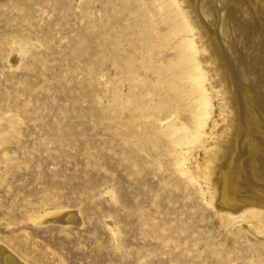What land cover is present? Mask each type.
<instances>
[{"label":"rangeland","instance_id":"obj_1","mask_svg":"<svg viewBox=\"0 0 264 264\" xmlns=\"http://www.w3.org/2000/svg\"><path fill=\"white\" fill-rule=\"evenodd\" d=\"M198 1L0 0V251L18 264H264V171L236 184L238 214L192 173L208 168L194 146L218 114L209 36L226 48L217 30L244 8L245 46L264 42V0H210L213 24Z\"/></svg>","mask_w":264,"mask_h":264},{"label":"bare ground","instance_id":"obj_2","mask_svg":"<svg viewBox=\"0 0 264 264\" xmlns=\"http://www.w3.org/2000/svg\"><path fill=\"white\" fill-rule=\"evenodd\" d=\"M194 1L195 0H190L191 7ZM211 1L202 0L201 13L197 12L199 13L200 20L203 21V19H205L208 22L210 21V23H212L213 16V10L210 7ZM240 7H242V5ZM188 9L189 8H187V11L192 23L198 30L199 37L201 41H204L205 38L203 37L202 31L200 30L201 27L196 24L197 20L195 19L193 13H190ZM254 9L252 8L251 13L255 12L253 11ZM190 10L193 9L190 8ZM248 13L244 8L241 13H238L236 11L237 18L235 19V14L232 15L231 12L230 14L232 16L229 15L230 17L228 18L227 25L225 27L220 25L221 28H218L216 35H218V31H221L219 33H222L224 37L223 43H225L226 48L229 49V53L231 51L236 55V59L233 62V65L235 67L234 69L237 68L241 71H244V73H242L244 74L243 77L247 79L244 82H248L250 84V86L253 88L252 93H254V95L251 94L248 98L242 97L241 89L244 87L240 88L238 82L240 81V77L242 76L240 75V79L237 80V75L234 76L235 74H232L233 72H231V70L228 68L226 63L227 61L225 62L223 60L224 58L221 53V51L227 53L226 51L228 50H226L224 45H221L222 48L224 47V49H220V45H217L214 41L215 37L210 35V38H208L210 39L209 45L212 48L211 55L216 59V66H218L215 70L217 74L216 82L220 83L221 85L219 89L220 92H212V98L217 102L218 114L217 120L214 121L213 127L210 129V132L208 134L202 135V141L198 145L194 146L195 148H202L201 150L204 151L203 156L208 159V168H206L204 162H200L199 160H195L194 166L192 168L193 176L198 182H200V178H202L204 183L206 184V188L208 191H210L211 187L214 188L217 197V209L221 211H229L232 214L241 213L242 210L245 209V202L241 203L237 201L238 198L236 193L238 192L237 189L240 188L237 186L238 183H240L239 181L241 179H249L247 168H252L254 174H256V170H259L260 172L261 170L264 171V42L258 39V43L256 45L254 43L248 48L245 46V43L248 41L249 37H256L253 31L254 25L251 24V18H249L251 16ZM257 17L259 18V16ZM258 31L259 30H257V32ZM208 33L207 35H209ZM206 50V47L203 46V51ZM231 56H233L232 53ZM208 64L210 65L211 62H209ZM213 114L214 109L208 106L207 116L210 117ZM218 127H220L221 129L217 132ZM177 131H179L178 127L175 128V133ZM227 180L232 184H227ZM248 182L249 181H247L246 183ZM241 185L242 184H240V186ZM243 193L239 195H242ZM239 195L238 197H240ZM244 197L245 196H243V198ZM247 200L245 199V201ZM68 221H70V219ZM0 263L18 264L15 260L14 255L5 250L0 251Z\"/></svg>","mask_w":264,"mask_h":264}]
</instances>
